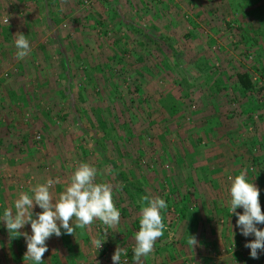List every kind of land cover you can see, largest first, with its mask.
<instances>
[{
  "label": "rangeland",
  "instance_id": "rangeland-1",
  "mask_svg": "<svg viewBox=\"0 0 264 264\" xmlns=\"http://www.w3.org/2000/svg\"><path fill=\"white\" fill-rule=\"evenodd\" d=\"M245 71L251 90L237 85ZM230 150L244 159L222 160ZM81 162L114 185L121 212L91 264H113L118 246L134 264L145 194L165 199L167 230L141 264H264L229 207L243 168L264 189V0H0V215L48 178L66 186ZM197 217L233 221L230 235L198 231L192 250ZM9 236L0 221V264H32ZM54 258L72 264L42 259Z\"/></svg>",
  "mask_w": 264,
  "mask_h": 264
},
{
  "label": "clouds",
  "instance_id": "clouds-1",
  "mask_svg": "<svg viewBox=\"0 0 264 264\" xmlns=\"http://www.w3.org/2000/svg\"><path fill=\"white\" fill-rule=\"evenodd\" d=\"M5 23L8 24V19ZM14 37L16 58L23 60L31 53L30 42L21 32H17ZM108 171L111 173L112 169L109 167ZM98 175L101 173L97 167L81 162L58 195L54 194L52 189L60 183L59 179L48 178L46 182L32 187L30 192H21L13 207L4 208L0 221L4 222L10 237L23 236L25 239L27 250L24 260L32 264H44L42 258L48 251L47 240L65 234L75 236L77 229L90 230L97 220L104 226L102 238H99L98 234L92 244L97 250L103 247L109 234L108 230L115 231L120 224L121 212L114 202V185L103 180L98 182ZM229 194L231 216L237 217L236 227L239 228L240 234L244 237L254 236L244 247L250 250V258L259 259L260 253H264V229L258 225L264 224V211L260 204V190L254 180H249L247 168H243L238 175L231 178ZM138 203L139 230L135 234V246L132 250L134 264H141L142 258L148 257L154 251L157 240L163 237L167 230L162 215V210L168 208L165 199L145 194L140 197ZM37 206L41 211L34 212ZM238 208L243 209L242 214L236 211ZM26 225H30L31 234L20 231ZM173 236L174 233L168 231L167 238L171 240ZM187 244L194 250L198 241L194 235H189ZM127 255V249L118 246L111 260L113 264H121V257Z\"/></svg>",
  "mask_w": 264,
  "mask_h": 264
},
{
  "label": "crops",
  "instance_id": "crops-1",
  "mask_svg": "<svg viewBox=\"0 0 264 264\" xmlns=\"http://www.w3.org/2000/svg\"><path fill=\"white\" fill-rule=\"evenodd\" d=\"M227 142V141H226ZM228 144H232L231 141L228 142ZM215 153V152H214ZM218 153V152H217ZM234 151H227L224 152L222 151V153H218L223 155V159L222 160H226V161H236V160H243L244 156L242 154H238V156L234 155ZM217 160V159H215ZM218 162V160H217ZM227 165V164H225ZM218 167V166H217ZM229 166H227L226 168H228ZM257 185V184H256ZM65 186H56L53 187L52 191L54 194L58 195L60 191H62L64 189ZM257 187L260 190V204H261V208H264V202L262 200V198H264V189L261 188V186L257 185ZM26 192H30L26 191ZM14 205H12L11 207H13ZM41 211V209H39V207H35L34 212H39ZM211 219V218H210ZM224 220V221H222ZM221 221H217L218 223H214L217 228H212L211 224L214 221H208L205 219V221H201L199 220V217L197 218H192V230L190 231V235H193L194 233L197 234L199 232H202V234L206 235L210 234L211 235V240L213 239V237L216 239H221V234L224 233L225 231L228 232V228L227 225H231L233 224V221H228L227 223L225 222L226 219H222ZM212 222V223H211ZM230 222V223H229ZM226 223V224H225ZM202 226V228L200 227ZM203 226H205V228H203ZM199 227V228H198ZM101 230H100V229ZM205 230L204 232L202 230ZM207 230V231H206ZM211 230H213L212 233ZM21 232H28L29 234H31V228L30 225H26L23 229L20 230ZM199 231V232H198ZM211 232V233H210ZM102 233H103V226L101 225L100 221H95L93 223V225L91 226V229H85V230H81V229H77L75 232V236L73 235H62L61 237L57 238L55 236L51 237L49 240L46 241L47 245H48V251L45 254H48L50 256L54 257L55 256H60V255H64V256H69L70 257V263L72 262V264H91L92 258L91 256L93 255V244H92V240L94 238L98 237L99 234V238H102ZM217 234V237H216ZM233 234V233H232ZM199 235V234H198ZM214 235V236H213ZM228 235H230V232H228ZM232 236V235H231ZM9 238L11 239V237L9 236ZM11 240H16L17 242H20V246L19 243L17 244V246H19L20 248L22 246H24V248H26V242L25 239L23 238V236L19 237V238H12ZM52 246V247H51ZM49 248H51L49 250ZM53 249V250H52ZM75 249H77V251H74ZM59 252H57V251ZM50 251V252H49ZM77 253V255L79 256L78 260L72 259L74 257V255ZM91 260V261H90ZM63 264H66L65 261H62ZM53 264L55 263V258L52 261Z\"/></svg>",
  "mask_w": 264,
  "mask_h": 264
},
{
  "label": "trees",
  "instance_id": "trees-1",
  "mask_svg": "<svg viewBox=\"0 0 264 264\" xmlns=\"http://www.w3.org/2000/svg\"><path fill=\"white\" fill-rule=\"evenodd\" d=\"M153 43H157L156 41L153 40ZM236 80H237V85L241 87L242 89L245 90H251L253 88V82L250 76V73L245 71V72H238L236 73ZM120 176V174H119ZM139 192V191H138ZM131 258H133V255H130Z\"/></svg>",
  "mask_w": 264,
  "mask_h": 264
},
{
  "label": "built area",
  "instance_id": "built-area-1",
  "mask_svg": "<svg viewBox=\"0 0 264 264\" xmlns=\"http://www.w3.org/2000/svg\"><path fill=\"white\" fill-rule=\"evenodd\" d=\"M128 261V258L127 257H125L124 259H123V261L122 262H127ZM122 264V263H121Z\"/></svg>",
  "mask_w": 264,
  "mask_h": 264
}]
</instances>
